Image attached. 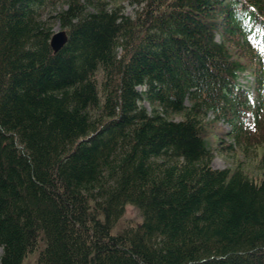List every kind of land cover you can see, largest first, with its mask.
I'll use <instances>...</instances> for the list:
<instances>
[{
    "label": "trees",
    "instance_id": "obj_1",
    "mask_svg": "<svg viewBox=\"0 0 264 264\" xmlns=\"http://www.w3.org/2000/svg\"><path fill=\"white\" fill-rule=\"evenodd\" d=\"M130 1L0 0V264H264V0ZM209 114L260 180L213 167Z\"/></svg>",
    "mask_w": 264,
    "mask_h": 264
},
{
    "label": "rangeland",
    "instance_id": "obj_2",
    "mask_svg": "<svg viewBox=\"0 0 264 264\" xmlns=\"http://www.w3.org/2000/svg\"><path fill=\"white\" fill-rule=\"evenodd\" d=\"M113 4L122 6L123 12L126 15L135 17L136 11L139 9L138 6L134 5L130 0H111ZM56 11L48 10L45 14V19L50 18L51 16H55ZM51 25L53 31L56 32L60 28V23L57 19H51ZM253 78L248 72H244L240 76V83L242 86L246 87L250 85ZM142 87H139V90H142ZM253 92V90H252ZM187 104L190 105V102L187 101ZM148 110L151 112V106L146 103L145 104ZM175 120H181V116H175ZM207 122H209V126L207 128V141L210 148L213 151L214 158L212 161V165L216 169H227L231 168L235 170L238 166L241 165L244 172L255 180H260L261 178V170L258 165L257 159L260 158L263 152V148L261 146H255L253 148H249L245 151L243 147L234 144L233 138L227 135V132L231 130L229 124L225 121L220 122H212L213 115L209 114L206 117ZM232 146V147H230ZM258 157V158H256ZM141 215L134 206H127L126 211L122 219L118 222L116 227L113 229V233H118V231L122 230L128 226H134L141 222ZM40 247H44V244L41 243ZM40 249L35 252L29 254L23 264H36L39 257ZM1 252V249H0Z\"/></svg>",
    "mask_w": 264,
    "mask_h": 264
},
{
    "label": "water",
    "instance_id": "obj_3",
    "mask_svg": "<svg viewBox=\"0 0 264 264\" xmlns=\"http://www.w3.org/2000/svg\"><path fill=\"white\" fill-rule=\"evenodd\" d=\"M68 41L66 31H57L51 39V47L54 52L60 51Z\"/></svg>",
    "mask_w": 264,
    "mask_h": 264
}]
</instances>
